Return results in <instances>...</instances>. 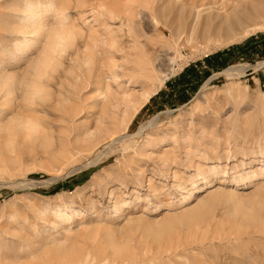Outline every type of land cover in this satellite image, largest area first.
Returning <instances> with one entry per match:
<instances>
[{
	"label": "rangeland",
	"instance_id": "rangeland-1",
	"mask_svg": "<svg viewBox=\"0 0 264 264\" xmlns=\"http://www.w3.org/2000/svg\"><path fill=\"white\" fill-rule=\"evenodd\" d=\"M0 63V264H264V0H0Z\"/></svg>",
	"mask_w": 264,
	"mask_h": 264
},
{
	"label": "bare ground",
	"instance_id": "bare-ground-1",
	"mask_svg": "<svg viewBox=\"0 0 264 264\" xmlns=\"http://www.w3.org/2000/svg\"><path fill=\"white\" fill-rule=\"evenodd\" d=\"M255 1L258 3L262 2V0H255ZM195 7L197 6H194L193 9ZM49 9L50 8L46 5L45 7L42 8V6H39L38 4H35L30 1L27 9L25 10V14L20 20V24L18 28L15 29L16 33L22 34V39L21 38L16 39L15 42L16 49H20L22 53H25L30 48H32L39 40L40 36H42L46 32L45 29L47 25L43 23V20H44V14L47 11H49ZM261 10L262 9L258 4V6L256 5L255 7L251 8V10L249 9L250 12L248 13V15L252 17V15H256ZM190 12L191 11H189V13ZM59 18L61 20L62 17ZM62 20L65 21V19L63 18ZM63 21H61L62 24L64 23ZM238 22L241 23V20ZM236 23L234 21H231V23L229 24V28L234 27ZM63 26L61 25V27L59 28H54V29L50 28V30H48L47 33L49 37L47 39L48 40L47 44L44 47V50L42 51L40 57L33 63V70H34L33 79L30 82L26 83L25 86L26 87L25 91H27L26 95L28 94L30 100H35L36 98H41L45 96V88L43 85L42 78L44 77V75L47 74L46 69L51 67V64L55 60V54L63 51L70 40V34L68 33V31H66V28H64L65 26L64 27ZM31 33H34L35 39L29 37L30 36L29 34ZM7 54H9L12 60L16 57V54L12 50L7 51ZM12 81H15V79L13 78V76L11 78L8 75L5 64L0 63V92H5L6 94L16 93V88H15L16 86L15 87L13 86L15 83L14 82L12 83ZM2 114H3V109H0V117ZM9 123L10 124L7 126L6 130L10 133L14 131L12 132L14 134H16L15 133L16 129L22 132L24 131L26 134H30L32 132L36 133L40 127L37 120L28 116L27 117L16 116L12 118Z\"/></svg>",
	"mask_w": 264,
	"mask_h": 264
}]
</instances>
